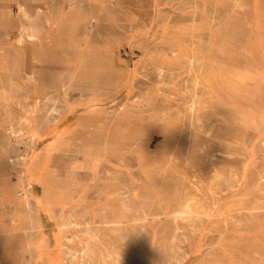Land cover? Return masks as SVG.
<instances>
[{
  "label": "rangeland",
  "instance_id": "1",
  "mask_svg": "<svg viewBox=\"0 0 264 264\" xmlns=\"http://www.w3.org/2000/svg\"><path fill=\"white\" fill-rule=\"evenodd\" d=\"M2 88L0 150L12 158L0 157L6 249L23 252L25 201L41 191L24 179L26 160L36 153L31 176L65 179L69 153L80 152L97 158L94 176L71 177L72 207L48 212L79 224L58 252L66 264H95L100 242L123 251L121 264H264V0H0ZM55 106L52 131L28 146ZM62 123L71 124L66 152L45 153ZM187 197L206 216L174 218ZM48 213L33 210L47 231ZM108 213L123 216L122 230L107 228ZM128 234L140 248L131 261Z\"/></svg>",
  "mask_w": 264,
  "mask_h": 264
},
{
  "label": "crops",
  "instance_id": "2",
  "mask_svg": "<svg viewBox=\"0 0 264 264\" xmlns=\"http://www.w3.org/2000/svg\"><path fill=\"white\" fill-rule=\"evenodd\" d=\"M45 117L46 116H44L42 120L38 122V127L40 129H42L41 122L43 121ZM29 137L30 135H28L27 137L28 141H29ZM42 139L43 138L41 137H38V138L34 137L32 145L35 146V144H37L38 142H42L41 141ZM55 142L53 144L45 143L46 146L43 145L42 150L45 151V153H49L51 150L66 152L67 144L63 145L62 144L63 142L57 141V140ZM74 144H75V150H77L76 146L79 143L75 142ZM4 151L6 150H0V157L2 158V160H4L3 159L4 157H6ZM92 151H94V149L91 148L90 152ZM69 155L74 156V160L68 165L65 179L56 177L54 174L51 173L52 171H47L44 176L42 173H38L37 175L31 177L30 181L28 182V186L29 184L32 185L35 182H37L41 186L40 193H38L37 191L34 192L33 203H31L28 200L25 201L24 206L28 213H27V216L23 218L22 223L18 226V230L24 234V238H25L23 241L24 249L22 250L23 251L22 253L28 254V260L26 262H23L20 259V255L22 253H18V252L16 253L14 250L6 249L5 245L9 243L10 239L5 238L2 240V242H0V246L2 248L0 264H51V263L52 264H66L67 260L64 254H61V253L58 254V252H60L59 249H61V247L68 246L73 241L74 235L71 233H69L70 234L69 236L67 235L68 232L70 231L69 228L75 225H79V224L77 222L76 223L74 222L73 224V221L66 222L63 216L54 217L50 215L48 212L51 210L50 208L55 209L58 207H66V206L72 207L73 201L69 199V195L72 193L76 185H75V182H71L72 180L71 177L79 174L80 170H83V169L89 171L92 174V176H94L95 168L93 169V166H95V163L97 161V158L83 157V155L80 152H77V153L73 152L72 154L69 153ZM35 156H36V153H33L32 156L29 158V160H31V165L34 161ZM41 163H42V166L45 165V161L42 160ZM31 165L29 168L30 170H31ZM42 170H43V167H42ZM35 207L42 210L45 216H46V213H48L47 214L48 216L54 217V221H55L54 227L50 228L49 231H47L45 227L47 224H51V223H49L48 221H43L42 219L41 221L38 220V222L34 220L33 210ZM45 208L47 211L44 210ZM65 214H67V212H65ZM70 214L72 215V213ZM105 218H106L105 224L107 225L108 229L114 230V231H120L123 229L124 222L123 220H121L123 218L122 215L108 213L105 215ZM14 225L15 223L12 225V229L16 227ZM127 232H130V231H127ZM49 237L50 239H48ZM127 237L130 238V240H128V244H129V247L131 248V256L126 257L129 260V258H132V257L134 258V256H137L139 254L138 252L140 248L134 243V240L131 239L130 234H128ZM98 239H99L98 237L95 238V240H98ZM100 243L101 245H103L102 242ZM55 251H57V255L56 253H54ZM106 251L107 250L104 246L100 247L101 253H100V256L96 258V260H100L101 264H104L102 263L103 259L105 260L107 259V257L112 258L113 263H114L115 258H116L115 253L116 252L123 253V251L118 248H112L109 252L107 251L108 255L105 256ZM186 257H189V255H187ZM95 264H98V261H96Z\"/></svg>",
  "mask_w": 264,
  "mask_h": 264
},
{
  "label": "bare ground",
  "instance_id": "3",
  "mask_svg": "<svg viewBox=\"0 0 264 264\" xmlns=\"http://www.w3.org/2000/svg\"><path fill=\"white\" fill-rule=\"evenodd\" d=\"M241 1V0H240ZM187 7V6H186ZM38 11L40 12V11H42V8L39 6L38 7ZM37 14V13H36ZM26 16V15H25ZM27 17V16H26ZM46 20V19H45ZM186 25V24H185ZM26 26V25H25ZM171 28V27H170ZM14 33V32H13ZM31 33V32H30ZM32 34V33H31ZM28 35L29 37H33L32 35ZM192 39V38H191ZM160 40V39H159ZM173 44V43H172ZM129 52V51H128ZM170 52V51H169ZM219 61V60H218ZM40 62V61H39ZM165 65H167V64H165ZM37 67V66H36ZM43 67V66H42ZM196 67V66H195ZM158 70V69H157ZM162 70V69H161ZM181 70V69H180ZM255 70V69H254ZM53 71V70H52ZM163 72V71H162ZM161 72V73H162ZM32 76V75H31ZM28 77V76H27ZM30 77V76H29ZM38 77V76H37ZM160 77V76H159ZM32 78H33V76H32ZM30 80V79H29ZM27 81V80H26ZM13 82V81H12ZM16 82V81H15ZM41 82V81H40ZM188 82V81H187ZM19 84V83H18ZM21 86V85H20ZM18 88V87H17ZM8 89L9 88H2V89H0V91L2 92V94H4V95H7V92H8ZM64 91V90H63ZM193 91V90H192ZM196 91V90H195ZM65 93V92H64ZM3 95V96H4ZM2 97V96H1ZM7 97V96H6ZM141 99V98H140ZM145 99V98H144ZM5 100V99H4ZM151 100V99H150ZM145 101V100H144ZM148 101V100H147ZM14 102V101H13ZM149 102V101H148ZM199 102V101H198ZM19 104V103H18ZM193 104V103H192ZM200 104V106H203L204 107V103L203 102H200L199 103ZM17 105V104H16ZM198 105V104H197ZM210 105V104H209ZM3 106V105H2ZM18 106V105H17ZM22 106V105H21ZM3 107H5L6 109H12V106H11V104L7 101V102H5L4 103V106ZM37 107V104H36V102L33 104V109H35ZM48 107V106H47ZM76 108V107H75ZM3 109V108H2ZM18 109V108H17ZM203 109V108H202ZM20 110V109H19ZM21 111V110H20ZM32 111H34V110H32ZM113 111V110H112ZM239 112V111H238ZM32 113V112H31ZM231 113V112H230ZM28 114V113H27ZM110 114V113H109ZM232 114V113H231ZM33 115V114H32ZM209 115V114H208ZM222 115V114H221ZM62 116V111H61V109H60V107H53V108H51L48 112H47V115H46V117L43 119V121L41 122V127H42V129H44V126H47L48 125V127H47V130H44V133L40 136V135H38V133L36 134V132H31V131H29L28 133H29V135H30V137H31V139H30V137H29V141H27L28 142V146L29 145H32V143H33V138L34 137H36V138H38V137H41V138H43L44 137V135L46 136V134H49L50 133V131H52V130H50L51 128H52V126H53V128H54V124L55 123H57L58 122V120H59V118ZM223 116V115H222ZM248 117H250L249 115H248ZM221 118V117H220ZM231 118V117H230ZM20 120H21V122H29L30 120H31V118H30V120L28 119V118H24V117H20ZM36 121V120H35ZM198 121H200V120H198ZM216 121H218V122H220L219 120H216ZM17 123V122H16ZM20 123V122H19ZM68 123V122H67ZM70 123V122H69ZM198 123V122H197ZM15 124V123H14ZM34 124V123H33ZM244 124V123H243ZM61 125H63V123L61 124ZM70 126H71V124H69ZM232 125V124H231ZM235 125V124H234ZM64 126V125H63ZM62 126V128H61V126H60V128L56 131V133H53L54 134V140H57V141H61V140H64V137H67V132H66V129H68L67 128V125L66 126H64L63 127ZM29 128V127H28ZM251 128V127H250ZM9 129H12L13 130V124H10L9 125ZM20 129V128H19ZM56 129V128H55ZM252 129V128H251ZM33 130V129H32ZM38 130V129H37ZM50 130V131H49ZM79 130V129H78ZM78 130H74L75 132L73 133V136L74 135H77V132L76 131H78ZM36 131V130H35ZM53 131H55V130H53ZM247 132V131H246ZM256 133V132H255ZM215 134V133H214ZM217 134V133H216ZM70 135V134H69ZM214 136V135H213ZM49 137V136H48ZM51 137V136H50ZM53 137V136H52ZM201 137V136H200ZM217 137V136H216ZM196 138H198V137H196ZM201 139V138H200ZM69 140V139H68ZM43 141H45V140H43ZM47 142V141H46ZM45 142V143H46ZM204 142V141H203ZM203 142H201V144L203 143ZM18 143V142H17ZM24 143V142H23ZM56 143V142H55ZM235 143V142H234ZM20 144V143H19ZM236 144V143H235ZM27 145V144H26ZM203 145H204V143H203ZM198 146H199V144H198ZM239 146V145H238ZM49 147H50V145H49ZM202 147V146H201ZM209 147V146H208ZM25 148V147H24ZM47 149V148H46ZM50 149V148H49ZM233 150H236V149H233ZM20 151V150H19ZM5 152V156L6 157H4L3 159H4V161L5 162H8V164L12 161V158H11V155L9 154V152H6V151H4ZM228 153V152H227ZM235 153V152H234ZM17 154H18V152H17ZM228 154H231V153H228ZM35 155V154H34ZM234 155V154H233ZM227 156V155H226ZM229 156H231V155H229ZM235 156H236V154H235ZM17 157V156H16ZM22 157V156H21ZM234 157V156H233ZM26 158V157H25ZM24 158V159H25ZM23 159V160H24ZM25 161V160H24ZM16 162V161H15ZM200 162V161H199ZM30 165H31V160H26V163H25V167H24V170H23V174L25 175L24 176V178L26 179V181H27V185H28V182L30 181V179H31V177H33V176H31V174H30ZM225 166V165H224ZM181 167V166H180ZM19 168V167H18ZM93 169H94V167H93ZM208 169H209V167H208ZM207 169V170H208ZM245 169V168H244ZM18 170V169H17ZM198 170V169H197ZM15 171V170H14ZM236 171V170H235ZM16 172V171H15ZM21 172V171H20ZM238 172V171H237ZM241 173V172H240ZM254 175V174H253ZM255 176V175H254ZM42 178V177H41ZM112 178V177H111ZM43 180V179H42ZM236 180V179H235ZM258 181V180H257ZM42 182V181H41ZM215 182H217V180L215 181ZM237 182V181H236ZM29 185H31V184H29ZM3 187V186H2ZM109 188V187H108ZM5 189H7V188H5ZM166 189V188H165ZM190 190V189H189ZM5 191V190H4ZM3 192V191H2ZM23 192V191H22ZM18 193V192H17ZM166 193V192H165ZM16 194V193H15ZM173 194V193H172ZM4 195H5V192H4ZM17 195V194H16ZM148 195H149V193H148ZM1 196H3V194L1 195ZM36 196V195H35ZM38 196V195H37ZM4 198V197H3ZM188 198V197H187ZM257 198V197H256ZM194 199V198H193ZM192 198H188V200H187V202H185L184 204H183V208L180 210V211H178L177 212V214H175V216L174 217H176V218H187V219H192V218H194V219H201L202 218V216H206L205 215V213L203 214V215H201L202 213L199 211V210H197V208L198 207H200V204H194L193 205V203L191 204V201L193 200ZM196 200V199H195ZM198 200V199H197ZM196 200V201H197ZM4 201H5V199H4ZM47 201V200H46ZM200 201V200H199ZM6 202V201H5ZM197 203V202H196ZM4 204V203H3ZM2 204V205H3ZM12 204V203H11ZM1 205V206H2ZM43 206V205H42ZM205 206V205H204ZM52 209V208H51ZM5 210V209H4ZM207 210V209H206ZM8 212V211H7ZM240 212V211H239ZM238 212V213H239ZM253 213V212H252ZM231 214V213H230ZM71 215V214H70ZM232 216V215H231ZM11 218H10V225H11V227H12V225L15 223V216L13 215V212H12V215L10 216ZM233 217V216H232ZM240 217V216H239ZM7 218V217H6ZM231 219V218H230ZM184 220V219H183ZM4 221V220H3ZM184 222V221H183ZM194 222V221H193ZM198 222V221H197ZM186 223V222H185ZM189 223H190V221H189ZM189 223H188V225H189ZM8 224V223H7ZM73 224H74V222H73ZM194 224V223H193ZM192 224V225H193ZM196 226V225H195ZM242 226V225H241ZM196 228V227H195ZM66 229V228H65ZM70 229V228H69ZM67 230V229H66ZM186 230V229H185ZM190 230H191V228H190ZM196 230V229H195ZM194 233V232H193ZM85 234V233H84ZM108 236V235H107ZM184 237H185V241H193L194 239H193V236H192V234H191V232L188 230V231H186L185 232V234L183 235ZM69 238H71V237H69ZM89 238V237H88ZM110 238V237H109ZM226 240V239H225ZM217 242V241H216ZM164 243V242H163ZM191 243V242H190ZM134 244V243H133ZM189 245V244H188ZM103 246V245H102ZM135 246V245H134ZM182 246V245H181ZM194 247H195V245H194ZM182 248V247H181ZM180 248V249H181ZM191 249V248H190ZM220 249V248H219ZM177 250H178V248H177ZM182 250V249H181ZM146 251V250H145ZM148 251V250H147ZM182 251H184V249L182 250ZM186 251V250H185ZM89 252V251H88ZM94 252V251H93ZM101 253V252H100ZM112 253V252H111ZM186 254H187V252H186ZM39 255V254H38ZM57 255V254H56ZM97 255V254H96ZM115 255H116V258H115V261H114V263L113 264H121V260H123L124 259V257H123V254L121 253V252H116L115 253ZM180 255V254H179ZM188 255V254H187ZM191 255V254H190ZM81 256V255H80ZM214 256V255H213ZM175 257V256H174ZM180 257H182V255L181 256H179V258ZM103 258V257H102ZM101 258V259H102ZM110 258V257H109ZM184 258V257H183ZM91 259V258H90ZM133 259V257L132 258H129V261H131ZM163 259V258H162ZM171 259V258H170ZM98 261V260H97ZM104 261V260H103ZM96 263V262H95ZM102 263H104V262H102ZM52 264V263H51Z\"/></svg>",
  "mask_w": 264,
  "mask_h": 264
}]
</instances>
